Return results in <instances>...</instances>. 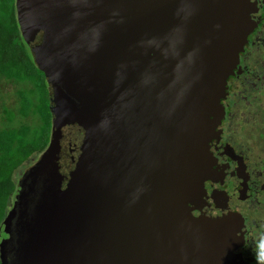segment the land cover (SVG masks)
<instances>
[{"label": "water", "instance_id": "water-1", "mask_svg": "<svg viewBox=\"0 0 264 264\" xmlns=\"http://www.w3.org/2000/svg\"><path fill=\"white\" fill-rule=\"evenodd\" d=\"M257 0H17L54 128L1 227L2 264H241L230 220H196L209 142ZM83 136L66 181L64 127Z\"/></svg>", "mask_w": 264, "mask_h": 264}, {"label": "flooded vegetation", "instance_id": "flooded-vegetation-1", "mask_svg": "<svg viewBox=\"0 0 264 264\" xmlns=\"http://www.w3.org/2000/svg\"><path fill=\"white\" fill-rule=\"evenodd\" d=\"M257 3L258 25L228 80L225 117L209 142L206 192L190 204L196 220L211 225L229 219L239 229L243 244L235 254L241 264H258L264 238V0Z\"/></svg>", "mask_w": 264, "mask_h": 264}, {"label": "trees", "instance_id": "trees-1", "mask_svg": "<svg viewBox=\"0 0 264 264\" xmlns=\"http://www.w3.org/2000/svg\"><path fill=\"white\" fill-rule=\"evenodd\" d=\"M10 85V100L2 88ZM0 264L1 227L14 206L20 178L48 149L54 128L49 84L18 20L17 0H0ZM83 136L64 127L60 166L66 182L82 160ZM80 167V166H79Z\"/></svg>", "mask_w": 264, "mask_h": 264}, {"label": "clouds", "instance_id": "clouds-1", "mask_svg": "<svg viewBox=\"0 0 264 264\" xmlns=\"http://www.w3.org/2000/svg\"><path fill=\"white\" fill-rule=\"evenodd\" d=\"M258 252L256 255V259L258 264H264V238H262L258 244Z\"/></svg>", "mask_w": 264, "mask_h": 264}, {"label": "rangeland", "instance_id": "rangeland-1", "mask_svg": "<svg viewBox=\"0 0 264 264\" xmlns=\"http://www.w3.org/2000/svg\"><path fill=\"white\" fill-rule=\"evenodd\" d=\"M2 90H3V92L7 95V96H6V100L9 101L10 98H9L8 95H9V93L13 94V90H14V88H12V86H10V85H5V86L2 88ZM2 101H3L2 98H0V105H1ZM38 160H39V159H38ZM38 160H35V164L37 163ZM33 167H34V166H33ZM29 170H30V169H28V171H29ZM28 171H27V172H28ZM22 177H23V176H22ZM22 177H21V178H22ZM21 178H20V181H21Z\"/></svg>", "mask_w": 264, "mask_h": 264}]
</instances>
